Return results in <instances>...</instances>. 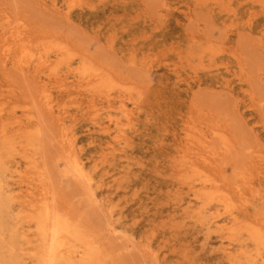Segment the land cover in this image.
I'll list each match as a JSON object with an SVG mask.
<instances>
[{
    "label": "rangeland",
    "instance_id": "rangeland-1",
    "mask_svg": "<svg viewBox=\"0 0 264 264\" xmlns=\"http://www.w3.org/2000/svg\"><path fill=\"white\" fill-rule=\"evenodd\" d=\"M0 264H264V0H0Z\"/></svg>",
    "mask_w": 264,
    "mask_h": 264
},
{
    "label": "bare ground",
    "instance_id": "bare-ground-1",
    "mask_svg": "<svg viewBox=\"0 0 264 264\" xmlns=\"http://www.w3.org/2000/svg\"><path fill=\"white\" fill-rule=\"evenodd\" d=\"M81 174V173H80ZM50 224V223H49ZM49 231H50V229H49ZM52 244L55 246V240H53V242H52ZM52 251V250H51ZM50 256V255H49ZM48 256V257H49ZM47 260V259H46ZM48 261V260H47Z\"/></svg>",
    "mask_w": 264,
    "mask_h": 264
}]
</instances>
